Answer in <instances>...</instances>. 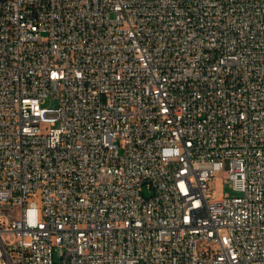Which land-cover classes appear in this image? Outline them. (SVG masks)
<instances>
[{
  "label": "built area",
  "instance_id": "1",
  "mask_svg": "<svg viewBox=\"0 0 264 264\" xmlns=\"http://www.w3.org/2000/svg\"><path fill=\"white\" fill-rule=\"evenodd\" d=\"M4 201L0 264H264V0H0Z\"/></svg>",
  "mask_w": 264,
  "mask_h": 264
},
{
  "label": "rangeland",
  "instance_id": "2",
  "mask_svg": "<svg viewBox=\"0 0 264 264\" xmlns=\"http://www.w3.org/2000/svg\"><path fill=\"white\" fill-rule=\"evenodd\" d=\"M57 101L52 99H47L44 103V106L46 107H54L56 105ZM221 192L222 193H228L229 195H236L237 193L228 185L227 182H223L221 186ZM0 207L5 211H11L10 203L7 201H4L0 203Z\"/></svg>",
  "mask_w": 264,
  "mask_h": 264
}]
</instances>
